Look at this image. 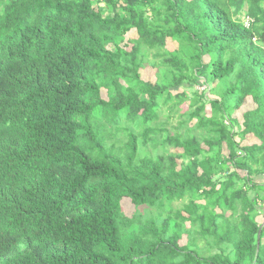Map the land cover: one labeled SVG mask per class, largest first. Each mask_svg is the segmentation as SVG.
<instances>
[{"label":"trees","instance_id":"trees-1","mask_svg":"<svg viewBox=\"0 0 264 264\" xmlns=\"http://www.w3.org/2000/svg\"><path fill=\"white\" fill-rule=\"evenodd\" d=\"M0 264H264V0H0Z\"/></svg>","mask_w":264,"mask_h":264},{"label":"rangeland","instance_id":"rangeland-1","mask_svg":"<svg viewBox=\"0 0 264 264\" xmlns=\"http://www.w3.org/2000/svg\"><path fill=\"white\" fill-rule=\"evenodd\" d=\"M134 35H129L128 37H132ZM175 48H177V45L172 42L170 39L167 40V49H171V50H174ZM144 78L146 80H151V81H154L155 80V70H152V69H146L142 72ZM203 89V87H200ZM196 89H199V87H196ZM188 107V104H185L182 106L183 110H186ZM255 108V105H253V103L250 101V98H247L243 107L241 109H239L238 111H236L234 113V117H236L240 123L242 122V115L244 112H247L249 110H252ZM177 123V119H173L172 122H171V125L167 126L168 129H172V126H175ZM245 144H254V143H257V140L254 139L253 137L251 138V136H248L244 142ZM181 202H177L175 203L174 207L175 208H181ZM122 208H123V211L125 212V214L127 216H131L132 213L134 212V207L133 205L130 203L129 200H126L124 199L123 202H122ZM183 243V242H182ZM184 244V243H183Z\"/></svg>","mask_w":264,"mask_h":264},{"label":"built area","instance_id":"built-area-1","mask_svg":"<svg viewBox=\"0 0 264 264\" xmlns=\"http://www.w3.org/2000/svg\"><path fill=\"white\" fill-rule=\"evenodd\" d=\"M250 22H251V21H250L249 19H246V21H245V26L248 27V26L250 25Z\"/></svg>","mask_w":264,"mask_h":264},{"label":"clouds","instance_id":"clouds-1","mask_svg":"<svg viewBox=\"0 0 264 264\" xmlns=\"http://www.w3.org/2000/svg\"><path fill=\"white\" fill-rule=\"evenodd\" d=\"M246 19H249V18H246ZM246 19H245V21H246ZM250 20V19H249ZM251 21V20H250ZM244 24H245V22H244ZM250 26V25H249ZM204 88V87H203Z\"/></svg>","mask_w":264,"mask_h":264}]
</instances>
